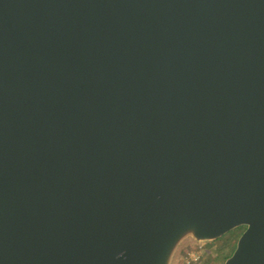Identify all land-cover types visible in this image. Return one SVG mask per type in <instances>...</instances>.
<instances>
[{"label":"water","instance_id":"1","mask_svg":"<svg viewBox=\"0 0 264 264\" xmlns=\"http://www.w3.org/2000/svg\"><path fill=\"white\" fill-rule=\"evenodd\" d=\"M241 227L264 264V0H0V264Z\"/></svg>","mask_w":264,"mask_h":264},{"label":"rangeland","instance_id":"2","mask_svg":"<svg viewBox=\"0 0 264 264\" xmlns=\"http://www.w3.org/2000/svg\"><path fill=\"white\" fill-rule=\"evenodd\" d=\"M212 243L213 247L209 248L208 245L211 243H198L193 238L186 237L175 251L170 264H187L191 254H200L201 258L199 262H191L190 264H204L208 258L214 256L217 247L221 245L222 241L219 239Z\"/></svg>","mask_w":264,"mask_h":264},{"label":"trees","instance_id":"3","mask_svg":"<svg viewBox=\"0 0 264 264\" xmlns=\"http://www.w3.org/2000/svg\"><path fill=\"white\" fill-rule=\"evenodd\" d=\"M244 231V228L235 229L226 234L220 240L221 245L217 247L214 256L208 258L204 264H224V262L233 254L237 240ZM209 248L213 247V243L208 245Z\"/></svg>","mask_w":264,"mask_h":264},{"label":"built area","instance_id":"4","mask_svg":"<svg viewBox=\"0 0 264 264\" xmlns=\"http://www.w3.org/2000/svg\"><path fill=\"white\" fill-rule=\"evenodd\" d=\"M200 258H201L200 254L199 255L198 254H191L190 258H189L191 261L189 260V262H187V264H190L191 262L192 263L199 262Z\"/></svg>","mask_w":264,"mask_h":264}]
</instances>
